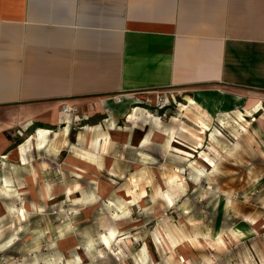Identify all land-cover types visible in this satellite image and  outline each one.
I'll list each match as a JSON object with an SVG mask.
<instances>
[{
	"label": "rangeland",
	"instance_id": "374dc122",
	"mask_svg": "<svg viewBox=\"0 0 264 264\" xmlns=\"http://www.w3.org/2000/svg\"><path fill=\"white\" fill-rule=\"evenodd\" d=\"M189 95L139 94L112 121L75 106L25 161L7 141L0 264H264V95L247 119ZM13 118L0 111L6 135Z\"/></svg>",
	"mask_w": 264,
	"mask_h": 264
},
{
	"label": "crops",
	"instance_id": "0c3cea01",
	"mask_svg": "<svg viewBox=\"0 0 264 264\" xmlns=\"http://www.w3.org/2000/svg\"><path fill=\"white\" fill-rule=\"evenodd\" d=\"M167 89L211 119L256 113L264 0H0V111L15 113L8 135L0 120V148L10 142V157L41 148L65 106L112 121L137 95ZM22 126L35 132L14 150Z\"/></svg>",
	"mask_w": 264,
	"mask_h": 264
},
{
	"label": "bare ground",
	"instance_id": "6f19581e",
	"mask_svg": "<svg viewBox=\"0 0 264 264\" xmlns=\"http://www.w3.org/2000/svg\"><path fill=\"white\" fill-rule=\"evenodd\" d=\"M69 113V110L68 109H66V110H64V108L62 109V114H68ZM242 115V114H241ZM243 117V116H242ZM45 132H48V133H51V131H45ZM35 137V136H34ZM33 141H34V138H33ZM30 145H33L34 147H35V145H37V144H35V142L33 143V142H30ZM39 145H41L40 143H38V146ZM13 156V155H12ZM24 160V159H23Z\"/></svg>",
	"mask_w": 264,
	"mask_h": 264
},
{
	"label": "built area",
	"instance_id": "2783aa9c",
	"mask_svg": "<svg viewBox=\"0 0 264 264\" xmlns=\"http://www.w3.org/2000/svg\"><path fill=\"white\" fill-rule=\"evenodd\" d=\"M67 108H64V110H66Z\"/></svg>",
	"mask_w": 264,
	"mask_h": 264
}]
</instances>
